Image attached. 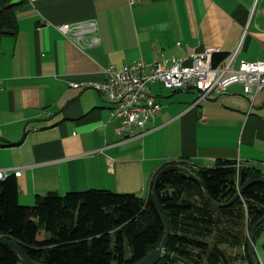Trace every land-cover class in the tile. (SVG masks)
Masks as SVG:
<instances>
[{
  "label": "crops",
  "instance_id": "obj_1",
  "mask_svg": "<svg viewBox=\"0 0 264 264\" xmlns=\"http://www.w3.org/2000/svg\"><path fill=\"white\" fill-rule=\"evenodd\" d=\"M16 19L17 34L0 43V170L21 171L20 204L91 189L148 197L172 162L230 160L264 173V90L252 102L236 84L194 106L196 92L153 84L162 110L127 138L102 93L73 87L159 55L240 49L238 64L264 61V0H27ZM80 23L97 24L98 45L59 29Z\"/></svg>",
  "mask_w": 264,
  "mask_h": 264
},
{
  "label": "trees",
  "instance_id": "obj_2",
  "mask_svg": "<svg viewBox=\"0 0 264 264\" xmlns=\"http://www.w3.org/2000/svg\"><path fill=\"white\" fill-rule=\"evenodd\" d=\"M13 1L0 0V43L19 30L16 10L27 0ZM229 55L215 54L213 65ZM238 165L220 160L215 167L193 168L172 162L158 171L180 166L195 175L170 171L157 185L169 235L152 194L158 173L148 197L99 189L52 192L38 196L33 206L20 204L18 179L10 176L0 181V239L20 244L31 260L43 264H135L165 238L167 256L157 264H254L249 235L264 218V184H253L231 205L219 206L199 182L216 203H229L248 181L264 178L260 169ZM263 230L264 222L256 231V248ZM18 263L13 249L0 246V264Z\"/></svg>",
  "mask_w": 264,
  "mask_h": 264
},
{
  "label": "built area",
  "instance_id": "obj_3",
  "mask_svg": "<svg viewBox=\"0 0 264 264\" xmlns=\"http://www.w3.org/2000/svg\"><path fill=\"white\" fill-rule=\"evenodd\" d=\"M31 3L40 0H29ZM61 32L75 40L82 47L98 45L96 23H80L73 26H59ZM86 34H92L90 42ZM178 45L181 46L179 43ZM240 49L230 54L218 66L213 65L216 49H208L202 54H190L185 58L164 55L156 57L152 64L138 60L121 69L109 66L104 69L105 81L73 84V87L94 89L102 93L111 104V116L118 121L116 132L131 138L137 129L144 130L162 110L151 91V85L161 84L171 91H194L197 100L194 106L213 97L220 96L236 84L244 86L245 95L253 102L256 95L264 90V61L240 62ZM3 89L0 80V91ZM143 134H141L142 136ZM240 166V164L238 165ZM20 170H0V181L10 176L19 177Z\"/></svg>",
  "mask_w": 264,
  "mask_h": 264
},
{
  "label": "water",
  "instance_id": "obj_4",
  "mask_svg": "<svg viewBox=\"0 0 264 264\" xmlns=\"http://www.w3.org/2000/svg\"><path fill=\"white\" fill-rule=\"evenodd\" d=\"M19 2L18 0H14L13 3H17ZM184 171L190 175H193L195 176L191 171H189L188 169L186 168H183V167H180V166H168L166 168H164L163 170H161L158 175L156 176V179H155V182H154V185H153V189H152V194H153V197L155 198V200L157 201L158 205H159V208L160 210L162 211V213L164 214V217H165V221H166V235H169L170 234V226H169V223H168V219H167V216L164 212V209L162 207V205L159 203L158 201V198H157V195H156V189H157V185L160 181V179L162 178V176L170 171ZM199 180V179H198ZM200 184L204 187L205 191H206V195L208 197V199L215 205H219V206H229L231 205L234 201H236L243 193V191L253 185V184H257V183H263L264 184V178H256V179H252L250 181H248L238 192V194L236 195V197L229 203H226V204H218L216 203L214 200H212V198L210 197L207 189H206V186L205 184L199 180ZM264 222V218H262L252 229L250 235H249V244H250V253H251V256H252V259H253V262L254 264H261L260 263V260H259V257H258V254H257V250H256V246H255V237H256V231H257V228ZM0 246H7V247H10L11 249H13L17 255H18V258H19V261L22 263V264H43V263H38V262H35L33 260H31L29 258V256L26 254V252L24 251V249L22 248V246L12 240H9V239H0ZM166 247H167V238H165L161 244V246L156 249V250H153L152 252H150L149 254H147L144 258H142L141 260H139L137 263L135 264H157L159 263V261L167 256V253H166Z\"/></svg>",
  "mask_w": 264,
  "mask_h": 264
},
{
  "label": "rangeland",
  "instance_id": "obj_5",
  "mask_svg": "<svg viewBox=\"0 0 264 264\" xmlns=\"http://www.w3.org/2000/svg\"><path fill=\"white\" fill-rule=\"evenodd\" d=\"M240 166H243V165L240 164ZM238 168H240V167H238ZM43 237H44V235H42L40 238H43ZM256 250H257V254H258L260 263L264 264V230L262 232L261 237L257 240V248H256Z\"/></svg>",
  "mask_w": 264,
  "mask_h": 264
},
{
  "label": "bare ground",
  "instance_id": "obj_6",
  "mask_svg": "<svg viewBox=\"0 0 264 264\" xmlns=\"http://www.w3.org/2000/svg\"><path fill=\"white\" fill-rule=\"evenodd\" d=\"M20 262V261H19Z\"/></svg>",
  "mask_w": 264,
  "mask_h": 264
}]
</instances>
